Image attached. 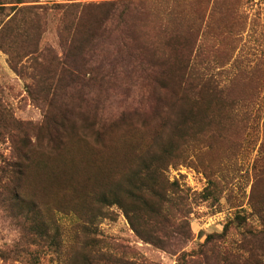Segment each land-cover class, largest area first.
<instances>
[{
  "label": "trees",
  "instance_id": "16d2710c",
  "mask_svg": "<svg viewBox=\"0 0 264 264\" xmlns=\"http://www.w3.org/2000/svg\"><path fill=\"white\" fill-rule=\"evenodd\" d=\"M211 1H189L197 4V10L185 16L186 33L181 36L179 31L169 33L163 22L157 23L158 13L147 7L165 1L49 7L40 5L39 0H0V49L8 56L14 73L42 87L41 93L47 91V111L41 123L16 118L0 94V144L9 142L11 147L10 158L0 166V224L18 237L9 252L14 259L41 264L47 256L56 255L58 264L81 263L79 258L82 264L119 263L116 255L102 254L96 248L99 240L93 230L106 209L117 205L142 240L179 252L177 264H264V231L242 233L237 249L221 244L228 240L234 222L225 226L223 234L208 236L198 249L176 251L192 238L191 208L177 185L167 186L163 170L169 162L164 168L161 164L176 157L178 141L189 143L198 135L196 128L207 115L198 107L202 91L222 97L221 105L225 96V90H213L192 60L205 33L202 28L208 23ZM53 10L63 11L60 53L52 46H43V28ZM150 26L157 29L151 36L146 32ZM101 43L117 52L123 64L132 66V74L138 73L156 85L155 90L162 94L158 102H165L170 92L177 101L179 113L172 112L165 123L163 119L159 123L160 128H172L174 135L155 152L152 146L163 137L164 128L147 132L146 125L142 128L140 121L128 114L114 119L77 115L69 108L73 104L56 94L63 82L77 81L92 71ZM201 55L202 51L197 58ZM97 63L102 67L100 59ZM59 99L65 103L58 104ZM231 106L224 104L225 108ZM110 133L131 146L128 154L120 155L122 163L102 145ZM92 142L99 148L90 146ZM146 149L147 160L143 154ZM59 213H74L80 220L72 228L74 237L90 241L76 254L65 248L68 234ZM178 237L183 240L174 243Z\"/></svg>",
  "mask_w": 264,
  "mask_h": 264
},
{
  "label": "rangeland",
  "instance_id": "374dc122",
  "mask_svg": "<svg viewBox=\"0 0 264 264\" xmlns=\"http://www.w3.org/2000/svg\"><path fill=\"white\" fill-rule=\"evenodd\" d=\"M39 1L40 5L49 7L72 3L165 1L148 4L147 7H152L158 13L157 23L163 22L169 33L179 31L178 35L181 36L186 33L183 31L188 20L185 16L197 10V4L190 0ZM62 18V10H53L48 15L46 28H43V46H52L59 53L61 27L64 25ZM207 19V25L205 23L202 28L204 36L199 40L192 60L198 72L212 84L214 91L225 90L224 103L221 105L222 97L203 90L198 96V107L207 115L203 124L196 128L198 135L189 143L178 141L176 157L161 164V168H164V163L169 162V167L163 170L167 186L177 185L188 198L191 208L189 222L192 238L182 249L176 248V251L182 252L198 249L210 235L223 234L229 222L234 223L228 231V240L221 242L228 249L240 247L242 233L264 231V0H212ZM146 32L151 36L157 33V29L150 26ZM108 47L101 43L92 71L80 75L77 81L68 80L57 87V96L68 99L73 104L69 107L72 111L77 115L97 114L100 118L104 115L112 119L128 114L134 121H140L142 128L146 125L147 132L158 130L159 123L162 119L165 123L170 113H179L172 92L165 102H158L161 92L155 90L156 85L141 78L138 73L132 74V66L123 64L118 53ZM201 51L202 55L197 58ZM103 52L106 63L102 59ZM98 59L102 67H98ZM41 89L33 81L14 73L9 66L8 56L0 49V94L16 118L34 123L44 120L47 91L43 94ZM57 102L65 103L60 99ZM225 103H231V108H225ZM171 131L170 127L164 128L163 137L151 150L155 152L164 141L173 137ZM89 145L95 150L99 148L94 142ZM102 145L110 149V156L117 155L114 159L118 163H122V153L131 151V146H125L114 133L106 135ZM143 154L147 160L148 149ZM10 155V143H1L0 166ZM238 216L241 220H236ZM58 217L68 234L65 248L76 254L85 243L90 242L74 237L72 228L80 220L74 213H59ZM93 230L99 240L96 248L102 254L120 258L119 263L107 261L103 264H177L179 252L159 249L142 240L132 228L124 210L117 205L106 209V215L95 224ZM17 240L14 230L0 224V264H25L9 253ZM179 240L178 237L173 241L178 243L183 239ZM58 262L56 255H49L41 264ZM77 262L81 263L73 264H82L83 261L79 258Z\"/></svg>",
  "mask_w": 264,
  "mask_h": 264
}]
</instances>
